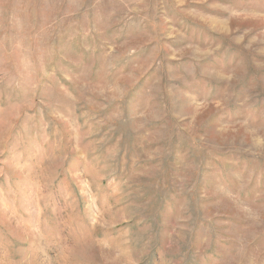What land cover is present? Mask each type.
Masks as SVG:
<instances>
[{"label": "rangeland", "instance_id": "1", "mask_svg": "<svg viewBox=\"0 0 264 264\" xmlns=\"http://www.w3.org/2000/svg\"><path fill=\"white\" fill-rule=\"evenodd\" d=\"M0 264H264V0H0Z\"/></svg>", "mask_w": 264, "mask_h": 264}]
</instances>
